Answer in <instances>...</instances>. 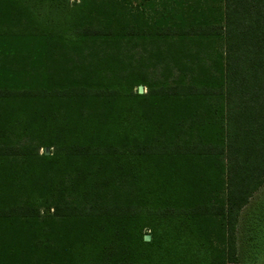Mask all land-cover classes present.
I'll list each match as a JSON object with an SVG mask.
<instances>
[{
    "label": "trees",
    "instance_id": "obj_1",
    "mask_svg": "<svg viewBox=\"0 0 264 264\" xmlns=\"http://www.w3.org/2000/svg\"><path fill=\"white\" fill-rule=\"evenodd\" d=\"M263 181L264 0H0V264H239Z\"/></svg>",
    "mask_w": 264,
    "mask_h": 264
},
{
    "label": "rangeland",
    "instance_id": "obj_2",
    "mask_svg": "<svg viewBox=\"0 0 264 264\" xmlns=\"http://www.w3.org/2000/svg\"><path fill=\"white\" fill-rule=\"evenodd\" d=\"M236 247L239 264H264V181L240 212Z\"/></svg>",
    "mask_w": 264,
    "mask_h": 264
},
{
    "label": "water",
    "instance_id": "obj_3",
    "mask_svg": "<svg viewBox=\"0 0 264 264\" xmlns=\"http://www.w3.org/2000/svg\"><path fill=\"white\" fill-rule=\"evenodd\" d=\"M138 91L140 92V93H142L143 92V87L140 85L139 87H138ZM44 153L45 154H49V147H45L44 148ZM150 238V236L149 235H145V239L146 240H148Z\"/></svg>",
    "mask_w": 264,
    "mask_h": 264
}]
</instances>
